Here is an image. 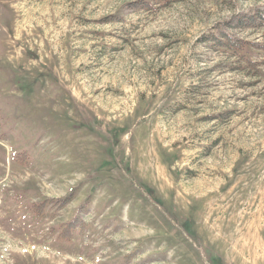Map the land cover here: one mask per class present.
Wrapping results in <instances>:
<instances>
[{"label": "rangeland", "instance_id": "rangeland-1", "mask_svg": "<svg viewBox=\"0 0 264 264\" xmlns=\"http://www.w3.org/2000/svg\"><path fill=\"white\" fill-rule=\"evenodd\" d=\"M0 264H264V0H0Z\"/></svg>", "mask_w": 264, "mask_h": 264}, {"label": "trees", "instance_id": "trees-1", "mask_svg": "<svg viewBox=\"0 0 264 264\" xmlns=\"http://www.w3.org/2000/svg\"><path fill=\"white\" fill-rule=\"evenodd\" d=\"M256 15L257 16H254L255 23L258 24L263 20V18L261 17V15L259 13ZM244 23L246 24L245 26H252V22H250V18L238 17L235 20L234 27L238 28V27L244 26ZM216 40L217 41H215V42H217V44H219L220 46L226 47V48H230L231 50L233 49V47H236L237 50L242 53L241 56H243V51L248 46L247 43L242 44L241 42L231 40L230 37L225 36L224 33H223V37L218 38Z\"/></svg>", "mask_w": 264, "mask_h": 264}]
</instances>
